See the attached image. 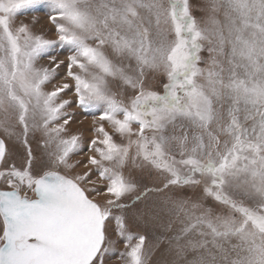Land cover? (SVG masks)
<instances>
[{
  "label": "snow or ice",
  "instance_id": "6c2138e0",
  "mask_svg": "<svg viewBox=\"0 0 264 264\" xmlns=\"http://www.w3.org/2000/svg\"><path fill=\"white\" fill-rule=\"evenodd\" d=\"M42 11L55 39L15 25ZM207 11L201 27L189 0H0V132L26 150L0 170V264H149L130 223L172 233L169 264H264V0ZM73 104L91 117L85 160Z\"/></svg>",
  "mask_w": 264,
  "mask_h": 264
},
{
  "label": "rangeland",
  "instance_id": "374dc122",
  "mask_svg": "<svg viewBox=\"0 0 264 264\" xmlns=\"http://www.w3.org/2000/svg\"><path fill=\"white\" fill-rule=\"evenodd\" d=\"M191 11L193 16L196 18L198 23L201 25V27L206 26V19L209 15V12L207 11V0H189ZM33 15H35V22H33ZM21 23L28 24L31 30L36 34H44L49 39H55L54 35V27L50 24L48 21L47 15L42 12H37L35 14H29V15H20L17 17L15 21V25H19ZM56 54V53H53ZM66 49H60L59 50V58L64 59V57L67 55ZM203 59H207L208 53L205 50L202 53ZM49 61L47 58L41 59L38 63L39 66H46L48 65ZM201 67H204V64L201 63ZM163 83H166V78L163 76V74H158L155 79H149L148 86L152 87L154 90L162 91L163 89ZM51 86H49L50 88ZM131 90H129L130 94ZM64 98L66 99H74L69 93ZM70 112H73L75 114V122L71 125L70 130L72 132L79 131L82 134V149L83 151L73 157V160H85L86 156L88 154L87 148H88V142L92 138L91 135V117L89 116L87 119H85V116L83 113H81L78 109L75 108V105L73 104L72 108L69 109ZM106 130L111 131L107 128ZM117 141H119V137H115ZM0 139L6 140V145L8 149V155L7 159L4 164H0V170H2L4 167H7L8 164L14 163L17 167H20L25 163V157H26V150L24 147L15 139H8L3 135L2 132H0ZM40 139L39 133L35 135V137L30 136V144L31 147L37 157H43L44 150L41 149L37 143V140ZM46 159V157H45ZM77 171H82V169H77ZM127 174V173H126ZM141 173L140 170H135L134 177L135 179H140ZM93 179H95V176H93ZM143 184H146L149 187H163V181L162 178L158 177L156 173H152L151 177L149 178L147 174H144ZM4 187V182L0 181V188ZM140 190H143V187H141ZM185 193L188 196H194L196 198L202 197V187H196V188H186V189H179V188H170L165 190L162 193H149L148 197L141 202V207L144 206V204L149 205H155L158 208L163 207L162 201L170 195L173 194H179V193ZM205 206H208L212 204L210 200H203L202 201ZM166 219V217H165ZM129 231H131L133 234H142L146 236V249L150 251V258H149V264H169L172 260L175 259L174 253H171L169 251H166L168 248V241L167 237L171 236V232H164L160 227L152 226V225H135V224H129ZM113 239H116L115 236H113ZM123 244L119 243L117 244V252L123 251ZM191 256H189V259ZM105 264H119L118 261L115 260V258H106Z\"/></svg>",
  "mask_w": 264,
  "mask_h": 264
}]
</instances>
